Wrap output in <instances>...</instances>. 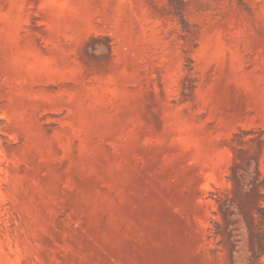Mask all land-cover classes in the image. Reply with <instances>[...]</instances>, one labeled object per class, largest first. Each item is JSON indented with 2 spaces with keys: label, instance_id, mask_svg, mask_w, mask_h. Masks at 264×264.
I'll return each instance as SVG.
<instances>
[{
  "label": "rangeland",
  "instance_id": "obj_1",
  "mask_svg": "<svg viewBox=\"0 0 264 264\" xmlns=\"http://www.w3.org/2000/svg\"><path fill=\"white\" fill-rule=\"evenodd\" d=\"M260 194L264 0H0V264H256Z\"/></svg>",
  "mask_w": 264,
  "mask_h": 264
},
{
  "label": "trees",
  "instance_id": "obj_2",
  "mask_svg": "<svg viewBox=\"0 0 264 264\" xmlns=\"http://www.w3.org/2000/svg\"><path fill=\"white\" fill-rule=\"evenodd\" d=\"M252 237L254 242L253 260L256 264H261V258L264 255V194L259 195Z\"/></svg>",
  "mask_w": 264,
  "mask_h": 264
}]
</instances>
